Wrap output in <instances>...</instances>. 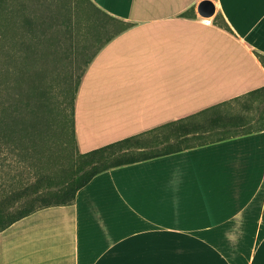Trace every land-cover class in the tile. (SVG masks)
I'll return each instance as SVG.
<instances>
[{"label":"crops","instance_id":"0c3cea01","mask_svg":"<svg viewBox=\"0 0 264 264\" xmlns=\"http://www.w3.org/2000/svg\"><path fill=\"white\" fill-rule=\"evenodd\" d=\"M92 1L126 25L80 82V151L179 120L197 130L135 147L184 140L110 167L73 203L39 208L1 230L0 264H264V128L187 138L234 125L207 119L264 86V0H213L210 17L198 12L202 0Z\"/></svg>","mask_w":264,"mask_h":264},{"label":"rangeland","instance_id":"374dc122","mask_svg":"<svg viewBox=\"0 0 264 264\" xmlns=\"http://www.w3.org/2000/svg\"><path fill=\"white\" fill-rule=\"evenodd\" d=\"M125 25L90 0L0 1V107L17 103L28 128L27 146H0V195L78 166L82 154L71 125L80 82L94 54ZM218 111L245 119L188 141L264 127V92L240 96Z\"/></svg>","mask_w":264,"mask_h":264},{"label":"trees","instance_id":"16d2710c","mask_svg":"<svg viewBox=\"0 0 264 264\" xmlns=\"http://www.w3.org/2000/svg\"><path fill=\"white\" fill-rule=\"evenodd\" d=\"M90 1L94 3L92 0ZM259 56L264 61V55L259 54ZM263 92L264 86L251 91V93ZM219 119L224 124H238V122L244 121L245 115L223 113L219 114L217 118H208L207 123L213 124ZM197 127V123L192 124L188 120H179L142 134L126 137L91 151L81 152L82 157L78 161V166L73 171H67L63 177L40 178L18 190H11L0 195V231L39 208L73 203L78 190L82 186L87 184L96 174L110 167L132 163L180 149L184 145V140L166 144L163 148L153 147L141 150L134 148L156 146L158 142L170 139L172 134L177 136L186 135L197 130ZM27 129L21 120V111L18 104L15 102H4L0 107V146H27L24 140V133L28 131ZM71 131L76 136L74 123L71 125ZM117 148H120L123 152L117 154L115 152ZM116 151L118 152V150Z\"/></svg>","mask_w":264,"mask_h":264},{"label":"water","instance_id":"95a60500","mask_svg":"<svg viewBox=\"0 0 264 264\" xmlns=\"http://www.w3.org/2000/svg\"><path fill=\"white\" fill-rule=\"evenodd\" d=\"M198 12L206 17H210L216 12V5L213 0H202L198 4Z\"/></svg>","mask_w":264,"mask_h":264},{"label":"built area","instance_id":"2783aa9c","mask_svg":"<svg viewBox=\"0 0 264 264\" xmlns=\"http://www.w3.org/2000/svg\"><path fill=\"white\" fill-rule=\"evenodd\" d=\"M207 21V20H206Z\"/></svg>","mask_w":264,"mask_h":264}]
</instances>
